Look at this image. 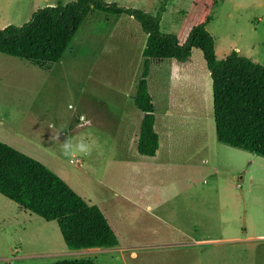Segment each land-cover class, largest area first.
<instances>
[{
    "label": "rangeland",
    "instance_id": "obj_1",
    "mask_svg": "<svg viewBox=\"0 0 264 264\" xmlns=\"http://www.w3.org/2000/svg\"><path fill=\"white\" fill-rule=\"evenodd\" d=\"M70 1L0 0V29ZM103 1L155 15L162 0ZM206 17L217 59L236 51L264 68V0H166L159 29L182 44ZM143 42L131 17L93 10L48 70L0 54V142L97 206L118 248L129 247L67 249L54 221L0 195V264H264V159L215 140L199 50L184 63L150 61L158 148L153 157L136 153ZM65 139L83 140L91 155L65 156Z\"/></svg>",
    "mask_w": 264,
    "mask_h": 264
},
{
    "label": "trees",
    "instance_id": "obj_2",
    "mask_svg": "<svg viewBox=\"0 0 264 264\" xmlns=\"http://www.w3.org/2000/svg\"><path fill=\"white\" fill-rule=\"evenodd\" d=\"M165 3L166 0L161 1L155 15L103 0H72L44 6L32 12L21 25L9 24L0 29V54L48 70L59 61L91 11L127 15L137 22L144 34L140 76L132 96V103L141 114L136 153L152 157L158 147L153 129V105L146 86L150 61L172 59L184 63L188 61L191 49H197L210 80L215 140L264 159V68L236 51L217 59L213 38L205 29L209 17L192 26L185 42L179 44L174 34L159 29ZM0 195L21 210L44 221H54L67 249L113 248L118 244L97 206L83 201L40 162L2 142ZM50 264L94 263L90 259H64Z\"/></svg>",
    "mask_w": 264,
    "mask_h": 264
},
{
    "label": "clouds",
    "instance_id": "obj_3",
    "mask_svg": "<svg viewBox=\"0 0 264 264\" xmlns=\"http://www.w3.org/2000/svg\"><path fill=\"white\" fill-rule=\"evenodd\" d=\"M68 107L73 110L75 108V106L72 104H69ZM91 152H92L91 146L85 143L83 140L73 144L70 140L65 139L63 143V154L65 156H76L77 154L83 156H90Z\"/></svg>",
    "mask_w": 264,
    "mask_h": 264
},
{
    "label": "crops",
    "instance_id": "obj_4",
    "mask_svg": "<svg viewBox=\"0 0 264 264\" xmlns=\"http://www.w3.org/2000/svg\"><path fill=\"white\" fill-rule=\"evenodd\" d=\"M193 88V87H192ZM195 89H196V87H194ZM193 88V89H194ZM194 89V90H195ZM196 91V90H195ZM124 125H127L126 123H124ZM138 125H139V123H138ZM137 133H138V130H137ZM135 135V134H134ZM133 135V138H135V136ZM137 137V136H136ZM157 141H158V137H157ZM135 142H136V138H135ZM135 146V145H134ZM158 148V147H157ZM157 151V150H156ZM247 153V152H246ZM153 157V156H152ZM212 171L214 172L215 170L214 169H212ZM117 241H118V239H117ZM113 248H115L118 252H123V251H125V250H127L129 247H124V248H118V244L115 246V247H113ZM112 248V249H113ZM133 253L131 252L130 253V255H132Z\"/></svg>",
    "mask_w": 264,
    "mask_h": 264
}]
</instances>
